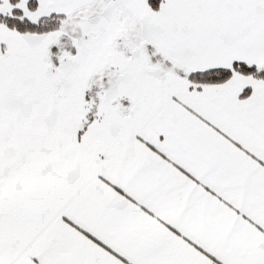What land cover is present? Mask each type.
Listing matches in <instances>:
<instances>
[{"label":"snow or ice","instance_id":"obj_1","mask_svg":"<svg viewBox=\"0 0 264 264\" xmlns=\"http://www.w3.org/2000/svg\"><path fill=\"white\" fill-rule=\"evenodd\" d=\"M0 264H264V0H0Z\"/></svg>","mask_w":264,"mask_h":264}]
</instances>
